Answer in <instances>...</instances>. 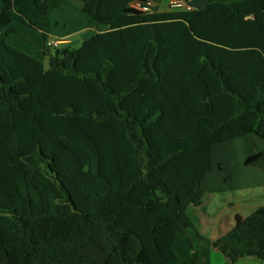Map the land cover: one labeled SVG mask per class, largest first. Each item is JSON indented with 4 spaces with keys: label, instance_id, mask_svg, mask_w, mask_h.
<instances>
[{
    "label": "trees",
    "instance_id": "1",
    "mask_svg": "<svg viewBox=\"0 0 264 264\" xmlns=\"http://www.w3.org/2000/svg\"><path fill=\"white\" fill-rule=\"evenodd\" d=\"M1 1L0 264H176L188 230L230 264L264 260V206L217 239L188 212L214 144L264 138V0H80L106 29L78 47L48 45L63 0ZM14 20L41 32L48 67L9 43Z\"/></svg>",
    "mask_w": 264,
    "mask_h": 264
},
{
    "label": "crops",
    "instance_id": "2",
    "mask_svg": "<svg viewBox=\"0 0 264 264\" xmlns=\"http://www.w3.org/2000/svg\"><path fill=\"white\" fill-rule=\"evenodd\" d=\"M144 1L151 2L150 13L207 8V0ZM178 2H182L184 6L175 7ZM1 10L0 0V12ZM50 16L52 25L48 41H55V47H78L85 40L106 29L98 26L85 13L84 4L80 0H63L62 6L54 9ZM9 28L19 30V33L13 32L9 35V43L44 61L48 67V58L43 53L41 32L19 20H14ZM79 35L82 36L80 39L77 38ZM23 36L33 40V44ZM256 154L260 156L248 162V159ZM212 161L213 168L206 174L202 183L205 191L202 204L191 206L188 212L202 235L217 239L235 226L238 216L247 217L264 206V138L255 133H247L220 141L212 147ZM188 237L193 239L195 249L199 251L198 264H230L220 251L200 245L193 230H188L186 235H177L174 249L179 256V262L176 264H185L193 251ZM236 264H264V260L245 257Z\"/></svg>",
    "mask_w": 264,
    "mask_h": 264
},
{
    "label": "built area",
    "instance_id": "3",
    "mask_svg": "<svg viewBox=\"0 0 264 264\" xmlns=\"http://www.w3.org/2000/svg\"><path fill=\"white\" fill-rule=\"evenodd\" d=\"M174 6L181 8L184 6V4L182 2H178ZM131 7L141 12H150L152 9V4L148 1H134L131 3ZM48 45L55 47L57 43L55 41H48Z\"/></svg>",
    "mask_w": 264,
    "mask_h": 264
},
{
    "label": "rangeland",
    "instance_id": "4",
    "mask_svg": "<svg viewBox=\"0 0 264 264\" xmlns=\"http://www.w3.org/2000/svg\"><path fill=\"white\" fill-rule=\"evenodd\" d=\"M36 30H37V29H36ZM23 37H24V36H23ZM81 37H82L81 35L77 36V38H79V39H80ZM24 39H26V41L30 40L29 38H25V37H24ZM30 41H31V43L33 44V40H30Z\"/></svg>",
    "mask_w": 264,
    "mask_h": 264
},
{
    "label": "water",
    "instance_id": "5",
    "mask_svg": "<svg viewBox=\"0 0 264 264\" xmlns=\"http://www.w3.org/2000/svg\"><path fill=\"white\" fill-rule=\"evenodd\" d=\"M53 52H54V50H53Z\"/></svg>",
    "mask_w": 264,
    "mask_h": 264
}]
</instances>
